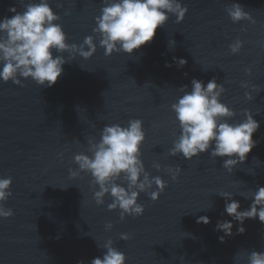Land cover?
<instances>
[{
    "label": "water",
    "instance_id": "water-1",
    "mask_svg": "<svg viewBox=\"0 0 264 264\" xmlns=\"http://www.w3.org/2000/svg\"><path fill=\"white\" fill-rule=\"evenodd\" d=\"M28 2L0 0V20L13 15L10 7L22 12ZM180 2L188 8L183 22L170 16L153 41L132 55L105 56L97 40L96 53L66 63L52 87L31 79H21L22 86L0 81V177L12 178L5 207L14 212L0 219V264H90L102 257V245L109 239L125 254L126 264H247L253 250L264 252V223L248 219L245 233L237 234L240 225L224 212L225 200L218 195L231 193L243 211L252 200L241 195L264 187V0ZM233 3L255 23H233L226 11ZM49 4L61 17L67 43L78 46L94 35L104 7L102 0ZM236 39L243 48L233 55L229 45ZM170 40L175 41L172 50ZM173 57L186 65L178 67ZM214 77L225 88L221 102L236 113L227 122L243 121L248 110L260 124L253 135L257 146L231 174L222 167L223 159L208 153L191 161L169 154L180 135L171 111L182 95L179 88L191 90L192 79L206 85ZM242 82L249 87H241ZM253 87L261 91L253 92ZM131 119L143 121L146 139L140 151L146 171L167 187L155 202L141 193L138 203L144 214L121 221L119 209L108 210L111 196L97 206L93 197L99 189L92 177L80 173L73 179L70 170H79L76 154H89L90 137L99 141L106 125L126 126ZM155 163L161 171L153 168ZM177 166L182 171L173 181L167 169ZM152 191L158 189L153 186ZM201 216L210 223H197ZM224 220L233 223V235L221 242L224 234L216 231V224ZM108 223L111 231L105 228ZM121 234L130 239L122 240Z\"/></svg>",
    "mask_w": 264,
    "mask_h": 264
},
{
    "label": "clouds",
    "instance_id": "clouds-1",
    "mask_svg": "<svg viewBox=\"0 0 264 264\" xmlns=\"http://www.w3.org/2000/svg\"><path fill=\"white\" fill-rule=\"evenodd\" d=\"M102 2L104 7L96 17L94 35L85 37L79 46L67 43V36L59 23L61 17L53 11L49 0H30L23 5L22 12L17 11L14 6L10 7L8 11L13 15L0 20V81L22 86L21 79H31L40 87H52L62 75L66 63L75 60L77 55L88 60L96 53L97 40L105 50V56L119 52L132 55L153 41L157 29L163 28L170 16L176 17V23H181L188 12V8L180 0ZM226 11L233 23H255L238 3H233ZM168 48H175L174 40L169 41ZM242 48L243 42L240 39L229 45L233 55L240 53ZM64 53H68L69 58L66 59ZM173 61L178 67L187 63L186 60L175 57ZM165 67L171 65L166 63ZM246 72L251 75L250 69H246ZM241 87L249 86L242 82ZM179 91L182 95L171 105V111L175 113V120L179 123L180 135L173 142L169 154L173 157L182 155L185 160L191 161L208 153L212 158L223 159L222 167L231 174L257 146L253 135L260 124L253 118L254 114L245 110L243 121L228 123L236 113L221 102L225 88L217 83L215 77L206 85L201 80L192 79L191 90L185 85ZM252 91L261 90L253 87ZM245 97L253 99L249 92L245 93ZM145 139L143 121L131 119L126 126L119 123L106 125L100 132L99 141L91 137L88 139L89 154L82 152L74 156V163L79 170H70V176L74 179L80 173H88L93 185L99 189L94 191L96 205L103 206L105 197L110 195L112 202L108 204V210L119 209L121 221L126 216L139 217L144 214V206L138 203L141 193H147L155 202L167 187L161 177H151L145 169L140 151ZM153 168L161 171L159 163L153 164ZM181 171L179 166L167 169L173 181L177 180ZM11 185V177H0V219H9L14 215L11 208L5 207L12 196ZM153 186L158 191H152ZM218 195L225 200L224 212L240 225L237 234L245 233L243 224L248 219L258 218L264 223V187L258 186L255 191L241 195L252 200L250 207L243 211L231 193L223 192ZM211 208L212 205L207 210ZM197 223L207 225L210 220L207 216H201ZM233 226L228 220L217 222L216 231L224 234L220 237L221 242H224L225 236L233 235ZM112 227L111 223L105 225L107 231H111ZM120 238L127 241L130 236L121 234ZM102 248V257L92 259L90 264H126L127 257L113 246L111 239ZM247 264H264V252L253 250L247 257Z\"/></svg>",
    "mask_w": 264,
    "mask_h": 264
}]
</instances>
